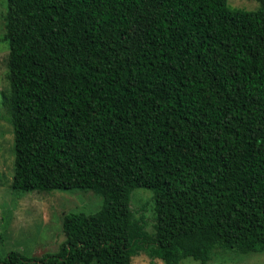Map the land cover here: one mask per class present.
<instances>
[{
    "label": "trees",
    "instance_id": "1",
    "mask_svg": "<svg viewBox=\"0 0 264 264\" xmlns=\"http://www.w3.org/2000/svg\"><path fill=\"white\" fill-rule=\"evenodd\" d=\"M13 190L102 196L59 250L0 264H165L264 250V0H0ZM152 192L154 235L131 192Z\"/></svg>",
    "mask_w": 264,
    "mask_h": 264
},
{
    "label": "rangeland",
    "instance_id": "2",
    "mask_svg": "<svg viewBox=\"0 0 264 264\" xmlns=\"http://www.w3.org/2000/svg\"><path fill=\"white\" fill-rule=\"evenodd\" d=\"M261 0H227L230 9L249 11L258 8ZM6 8V0H5ZM4 3L0 4V34L3 31ZM7 45L0 42V93L7 84L5 78ZM7 113L0 99V257L16 250L26 256H40L59 250L65 240L62 221L65 213L96 212L102 196L93 190L79 188L51 191H17L10 186L14 170L13 128L5 117ZM152 192L142 187L131 192L130 207L134 220L143 225L148 236L154 235L156 214ZM130 264H165L149 258L145 253L131 257ZM180 264H202L190 257ZM205 264H264V250L258 253L238 254L215 251Z\"/></svg>",
    "mask_w": 264,
    "mask_h": 264
}]
</instances>
